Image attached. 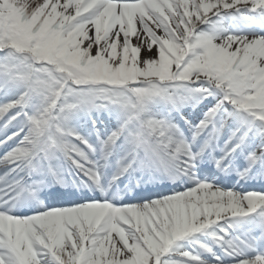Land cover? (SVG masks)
Segmentation results:
<instances>
[{
    "label": "snow or ice",
    "instance_id": "6c2138e0",
    "mask_svg": "<svg viewBox=\"0 0 264 264\" xmlns=\"http://www.w3.org/2000/svg\"><path fill=\"white\" fill-rule=\"evenodd\" d=\"M0 264H264V0H0Z\"/></svg>",
    "mask_w": 264,
    "mask_h": 264
}]
</instances>
